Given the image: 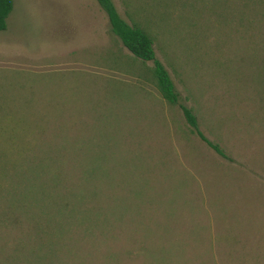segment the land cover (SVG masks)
I'll use <instances>...</instances> for the list:
<instances>
[{
	"label": "rangeland",
	"instance_id": "1",
	"mask_svg": "<svg viewBox=\"0 0 264 264\" xmlns=\"http://www.w3.org/2000/svg\"><path fill=\"white\" fill-rule=\"evenodd\" d=\"M12 0L0 30V264H264V0Z\"/></svg>",
	"mask_w": 264,
	"mask_h": 264
},
{
	"label": "trees",
	"instance_id": "2",
	"mask_svg": "<svg viewBox=\"0 0 264 264\" xmlns=\"http://www.w3.org/2000/svg\"><path fill=\"white\" fill-rule=\"evenodd\" d=\"M97 5L105 13L111 32L119 39L121 44L135 57L152 62L151 72L156 87L163 99L168 103L176 104L181 110L184 121L190 131L204 141L214 152L220 156L231 159L224 149L217 143L208 139L199 128L197 117L192 108L179 100V92L175 89L174 83L162 64L155 57L152 39L140 26L125 20L117 11L112 0H95ZM12 0H0V30L6 27V16L11 10Z\"/></svg>",
	"mask_w": 264,
	"mask_h": 264
}]
</instances>
